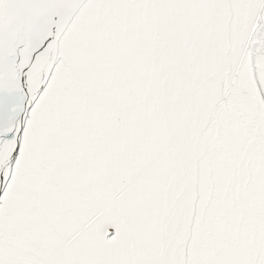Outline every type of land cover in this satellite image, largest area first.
Returning <instances> with one entry per match:
<instances>
[{
	"label": "snow or ice",
	"instance_id": "snow-or-ice-1",
	"mask_svg": "<svg viewBox=\"0 0 264 264\" xmlns=\"http://www.w3.org/2000/svg\"><path fill=\"white\" fill-rule=\"evenodd\" d=\"M0 264H264V0H0Z\"/></svg>",
	"mask_w": 264,
	"mask_h": 264
}]
</instances>
